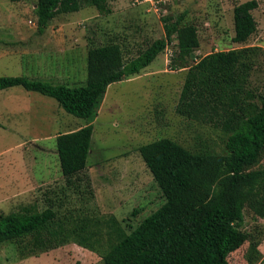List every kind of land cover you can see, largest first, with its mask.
<instances>
[{"label":"rangeland","instance_id":"1","mask_svg":"<svg viewBox=\"0 0 264 264\" xmlns=\"http://www.w3.org/2000/svg\"><path fill=\"white\" fill-rule=\"evenodd\" d=\"M247 0H169L154 11L147 3L111 0L109 14L93 6L59 14L37 31L36 0H0V75H26L51 83L83 84L90 46L117 42L124 58L135 57L153 40L164 36L162 18L185 13L196 26L199 47L193 64L210 52L255 47L249 57L248 88L264 94V0H255L251 13L256 30L247 41L232 40L233 7ZM175 41L138 74L110 84L91 122V151L85 170L67 183L58 164L55 136L87 124L64 111L54 98L20 86L0 90V215L33 205L38 211L53 203L59 214L87 215L98 220L114 216L126 232L156 210L164 197L142 161L138 147L169 137L193 150L208 145L219 150L225 136L209 124L176 113L187 68L171 67ZM264 168V153L257 165ZM135 211V212H134ZM94 227V226H92ZM241 229L250 235L228 255L230 264H264V217L245 207ZM257 244L252 262L249 245ZM107 248L106 235L100 246ZM4 264H101L95 252L69 242L21 258L14 243L0 244Z\"/></svg>","mask_w":264,"mask_h":264},{"label":"trees","instance_id":"2","mask_svg":"<svg viewBox=\"0 0 264 264\" xmlns=\"http://www.w3.org/2000/svg\"><path fill=\"white\" fill-rule=\"evenodd\" d=\"M110 1L36 0L37 31L42 33L55 16L75 13L83 6L109 14ZM256 6L255 0H247L233 7L234 42H245L255 32L251 11ZM184 17L185 13L163 16L164 36L128 60L117 42L90 46L83 84L0 75V90L20 86L40 93L87 121L55 136L60 172L71 183L86 168L91 122L107 87L138 74L175 41L171 67L187 68L175 111L219 129L225 136L223 146L190 150L169 137L141 144L138 153L165 200L129 232L112 215L102 231L96 227L98 220L59 214L49 200L41 211L27 205L0 215V244L14 243L21 258L73 242L99 255L101 264H230L228 255L250 239L241 229L244 208L264 217V168H252L264 153V94L255 95L248 88L249 57L255 47L210 52L190 64L188 59L200 42L196 26ZM104 235L107 248L101 252ZM256 246L249 245V262Z\"/></svg>","mask_w":264,"mask_h":264},{"label":"built area","instance_id":"3","mask_svg":"<svg viewBox=\"0 0 264 264\" xmlns=\"http://www.w3.org/2000/svg\"><path fill=\"white\" fill-rule=\"evenodd\" d=\"M136 2L140 3H147L151 9L154 11H158L160 9L161 4H166L169 2V0H134Z\"/></svg>","mask_w":264,"mask_h":264}]
</instances>
